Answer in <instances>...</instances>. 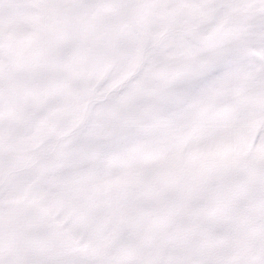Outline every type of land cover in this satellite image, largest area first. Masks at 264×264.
<instances>
[{
    "label": "snow or ice",
    "instance_id": "obj_1",
    "mask_svg": "<svg viewBox=\"0 0 264 264\" xmlns=\"http://www.w3.org/2000/svg\"><path fill=\"white\" fill-rule=\"evenodd\" d=\"M0 264H264V0H0Z\"/></svg>",
    "mask_w": 264,
    "mask_h": 264
}]
</instances>
